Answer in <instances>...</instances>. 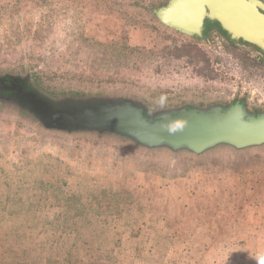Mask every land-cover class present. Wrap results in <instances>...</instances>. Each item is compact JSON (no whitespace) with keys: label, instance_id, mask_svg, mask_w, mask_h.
Masks as SVG:
<instances>
[{"label":"rangeland","instance_id":"374dc122","mask_svg":"<svg viewBox=\"0 0 264 264\" xmlns=\"http://www.w3.org/2000/svg\"><path fill=\"white\" fill-rule=\"evenodd\" d=\"M165 1L0 0V68L151 106L264 109L258 55L163 29L149 8ZM0 264H264V149L174 158L0 112Z\"/></svg>","mask_w":264,"mask_h":264},{"label":"water","instance_id":"95a60500","mask_svg":"<svg viewBox=\"0 0 264 264\" xmlns=\"http://www.w3.org/2000/svg\"><path fill=\"white\" fill-rule=\"evenodd\" d=\"M150 16L163 29L190 40L201 38L210 21L231 41L264 54L262 0H166L152 8ZM0 112L21 118L45 134L117 141L147 154L174 158L264 149V109L243 98L151 106L124 90L85 97L52 95L19 76L0 90Z\"/></svg>","mask_w":264,"mask_h":264},{"label":"flooded vegetation","instance_id":"af4514ba","mask_svg":"<svg viewBox=\"0 0 264 264\" xmlns=\"http://www.w3.org/2000/svg\"><path fill=\"white\" fill-rule=\"evenodd\" d=\"M264 1V0H262ZM164 3H160V7L163 6ZM155 5H153L151 8H154ZM219 26L216 23H212L210 21H207L205 24V28H204V32L201 38L194 40L196 43L202 44V45H211V43L213 42V40L215 39H222L223 43L226 45H229L230 43L235 44V46L238 47H244L249 49L250 51L253 50L254 46H245L247 44L242 43V42H234L231 41L230 38L228 37V35L225 33V35L228 37L225 38V36L222 34V32H220L219 30ZM221 29V28H220ZM255 48V47H254ZM254 51V50H253ZM259 59L262 55L261 52L258 51H254ZM261 61V60H260ZM19 76H23L25 78V80L27 81H32L34 86L39 88L40 90H44L46 92L49 93H54V94H58V95H70L73 97H85L87 95H92L94 93H96L97 95L105 92L104 89L100 90L98 92H95L93 90H89V89H85L86 87L82 88L80 86H78V88H69V89H60L57 86V83H52L51 81H49L47 79V77L43 74V65H37V64H21L17 67H3L0 68V90L7 84H10V82L14 79V77H19ZM239 97L236 99L238 100ZM175 101H170V102H176ZM179 102V101H178ZM186 101H182V103H185ZM162 103H168V102H164L162 101Z\"/></svg>","mask_w":264,"mask_h":264},{"label":"trees","instance_id":"16d2710c","mask_svg":"<svg viewBox=\"0 0 264 264\" xmlns=\"http://www.w3.org/2000/svg\"><path fill=\"white\" fill-rule=\"evenodd\" d=\"M219 30H220V32H222L220 28H219ZM222 34H223V35L225 36V38H227V40H228V37L225 35V33L222 32ZM230 44H231V43H230ZM231 45H232V46H235V44H233V43H232ZM245 46H250V45H245ZM253 50H254V51H258V52H260L258 49L254 48V47H253ZM262 55H263V56L260 57V60H261V62L264 64V54L262 53Z\"/></svg>","mask_w":264,"mask_h":264}]
</instances>
